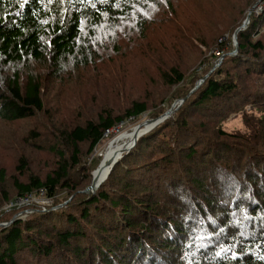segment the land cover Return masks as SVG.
Returning a JSON list of instances; mask_svg holds the SVG:
<instances>
[{
  "label": "trees",
  "instance_id": "trees-1",
  "mask_svg": "<svg viewBox=\"0 0 264 264\" xmlns=\"http://www.w3.org/2000/svg\"><path fill=\"white\" fill-rule=\"evenodd\" d=\"M134 2L0 0V120L21 122L38 115L45 125L41 75L20 65L42 63L57 77L66 66L88 64L94 27L123 19ZM261 34L264 5L237 32L239 53L222 54L223 44L217 43L221 64L195 90L185 91L170 116L138 138L93 192L82 191L92 165L82 157L106 130L145 112L144 102L131 101L121 116L102 107L95 120L63 126L47 142L53 158L43 175L31 174L20 155L11 176L18 195L43 189L54 205L62 202L56 198L62 192L67 201L45 210L31 207L28 218L9 223L11 216H0V264H55L57 258L58 264H264V78L248 84L252 74L262 71L264 77ZM161 77L175 85L185 75L170 67ZM238 91L245 103H236ZM246 105L258 115L242 111L243 131H226L215 123L208 130L185 119L191 111L206 109L223 113L222 118ZM41 129L26 132L27 148ZM144 143H151L155 156L129 164ZM57 218L61 225L43 224ZM24 251L31 259L20 262Z\"/></svg>",
  "mask_w": 264,
  "mask_h": 264
},
{
  "label": "rangeland",
  "instance_id": "rangeland-1",
  "mask_svg": "<svg viewBox=\"0 0 264 264\" xmlns=\"http://www.w3.org/2000/svg\"><path fill=\"white\" fill-rule=\"evenodd\" d=\"M262 5L264 0H135L132 11L123 19L117 20L116 23L105 20L94 27L95 33L90 43L94 52L88 55V64L66 66L65 72L57 77L50 76L42 63L31 61L28 65H20L23 70L29 67V70L41 75L46 88L43 113L46 122L42 125L38 115L21 122L8 123L0 120L2 220L6 215L11 216V219L28 218V214L35 208L45 210L52 204L55 208L67 201L63 192L56 196L57 201H62L56 205L54 200L52 202L41 199L40 194L33 192L30 194L32 202L21 205L24 198L20 199L11 178L20 155H25L31 174L43 175L51 168L53 158L47 142L53 140L63 126L80 124L89 119L95 120L102 107L111 110L113 115L121 116L131 101L144 102L147 106L145 112L137 118L128 117L118 122L87 157H82V160H86V165L92 164L83 180V185L89 184L92 172L110 158L116 147L122 146L119 154H126V151L135 146L137 139L149 131L150 125L145 122L147 119L156 118L168 111L173 103H178L185 91H189L200 80L202 82V78L210 70L221 64L223 55L217 52V43L223 44L222 54L232 52L235 47L232 37L235 29L245 28L249 19L245 25L242 26V23L248 11L258 13L261 10L258 7ZM260 36L264 37V34ZM238 53L237 49L234 54ZM212 54L217 58L212 57ZM221 56L222 59L218 63ZM170 67L177 68L185 75L182 83L169 85L163 80L161 73ZM261 73L262 71L252 74L248 84L258 85L255 82L264 78ZM238 92L240 93L235 97L236 103H245L246 97H243L242 91ZM205 104L206 102L202 106ZM223 104L224 101L221 102V105ZM243 110L258 115L251 111L252 105H246L244 109H234L222 118L219 116L223 113L216 115L214 110L206 109L201 114L191 111L185 119L208 130L215 123L226 131H243ZM168 116L170 115L166 118ZM138 125L140 126L136 139L128 146ZM32 127L42 129L38 133L40 137L27 148L26 132ZM80 146L81 153L85 152L86 144L82 143ZM154 149L151 143L142 144V147L134 151V157L130 156L132 158L129 164L153 158L155 153L151 154L150 150ZM142 153L144 154L140 158L135 157ZM16 176H19L18 173ZM26 210L29 211L26 213ZM11 219L8 222H11ZM57 220L58 218L44 220L43 224L47 227L61 225ZM41 236L48 237L44 234ZM22 255L19 256L23 257L20 262L31 259L25 251ZM61 262L59 258L54 261L55 264Z\"/></svg>",
  "mask_w": 264,
  "mask_h": 264
},
{
  "label": "water",
  "instance_id": "water-1",
  "mask_svg": "<svg viewBox=\"0 0 264 264\" xmlns=\"http://www.w3.org/2000/svg\"><path fill=\"white\" fill-rule=\"evenodd\" d=\"M250 11H251V10L248 11L247 16H246L244 22L242 23V26L245 25V24L247 23V21H248V19H249ZM241 28H243V27H241ZM241 28L238 27V28H236L235 31H234L232 37H233V44L235 45V47H234V50H233L232 52H229L228 54H234V53L236 52V50H237L236 34H237V32H238ZM221 59H222V56L218 59V63H220ZM210 71H211V70H210ZM210 71H209V72H210ZM209 72H208V73H209ZM208 73L202 78V80L208 75ZM200 82H201V80H200ZM200 82L196 83L195 86L190 90V92H192L193 90H195L196 87L200 84ZM190 92H189V93H190ZM184 99H185V98H181V99L178 100V103H173V104L171 105V107L169 108V110L166 111L165 113H163L162 115H160V116H158V117H156V118H149V119H147L145 122L149 123V125H150L148 129L154 127L155 125H157L158 123H160L161 121H163V118H166L167 115H170V114L172 113V111H173V107H174L175 105H177L176 107H178V106L180 105V103H181ZM176 102H177V101H176ZM133 146H134V144H133ZM128 151H129V150H128ZM128 151H126V152H128ZM121 157H122V155L119 154L118 157L112 162L111 166L109 167V169H108V171H107V174H106V175H105V176H104V177H103V178H102L97 184H94V183H93V177H92V180H91V182L89 183V185L86 186L82 191L85 192V193H91V192H93V191L95 190V188L98 187V186L100 185V183H101V182L107 177V175L109 174V172H110V170L112 169V167L114 166V164H115V163H116ZM12 219H14V218H12ZM12 219H11V221H12ZM8 223H9V222H8ZM0 225H2V224L0 223Z\"/></svg>",
  "mask_w": 264,
  "mask_h": 264
},
{
  "label": "bare ground",
  "instance_id": "bare-ground-1",
  "mask_svg": "<svg viewBox=\"0 0 264 264\" xmlns=\"http://www.w3.org/2000/svg\"><path fill=\"white\" fill-rule=\"evenodd\" d=\"M138 125L133 132V137L131 142L128 144V146L132 145V143L135 141L137 133H138V129H139ZM122 146L121 147H116L115 151L111 154L110 158L103 162L102 164L99 165V167L92 172V177H93V183L97 184L106 174L108 171V168L111 166L112 162L118 157L119 152H121Z\"/></svg>",
  "mask_w": 264,
  "mask_h": 264
},
{
  "label": "built area",
  "instance_id": "built-area-1",
  "mask_svg": "<svg viewBox=\"0 0 264 264\" xmlns=\"http://www.w3.org/2000/svg\"><path fill=\"white\" fill-rule=\"evenodd\" d=\"M261 4H262V3H261ZM258 8L260 9L261 6H259ZM111 130H112V129H111ZM111 130H110V131H111ZM110 131H109V130H106V132L104 133V135H106V134L109 133ZM38 193L40 194V196H42V197H40L41 199H45V200H47V201L50 200L49 198H47V197L44 196V191H43V189H39V190H38ZM30 194H31V193H30ZM30 194H25V195L20 196V199L24 198V199L21 200V203H20L21 205L28 204L29 202H32V198H31ZM28 211H29V210H26V213H27Z\"/></svg>",
  "mask_w": 264,
  "mask_h": 264
},
{
  "label": "snow or ice",
  "instance_id": "snow-or-ice-1",
  "mask_svg": "<svg viewBox=\"0 0 264 264\" xmlns=\"http://www.w3.org/2000/svg\"><path fill=\"white\" fill-rule=\"evenodd\" d=\"M21 7H23L24 6V4L23 3H21V5H20Z\"/></svg>",
  "mask_w": 264,
  "mask_h": 264
}]
</instances>
